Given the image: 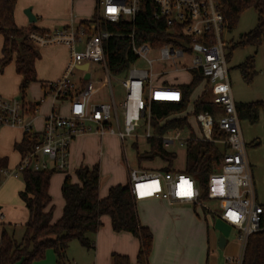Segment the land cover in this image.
I'll return each mask as SVG.
<instances>
[{"label": "built area", "instance_id": "built-area-1", "mask_svg": "<svg viewBox=\"0 0 264 264\" xmlns=\"http://www.w3.org/2000/svg\"><path fill=\"white\" fill-rule=\"evenodd\" d=\"M152 5V17L164 20L169 33L176 36L179 45L164 44L152 47L147 43L137 45L131 42V51L145 60L150 69H141L131 65L125 77L120 80L124 90L121 102L112 98L109 102L86 104L85 96L92 89L93 80L89 77L83 86L73 91V70L79 64L91 66L99 63L107 75L106 82L112 94L109 76L111 75L103 52L102 42L111 34L99 28L100 21L118 22L121 19L133 21L139 12L143 0H95L93 15L86 23L74 21L61 28L33 31L29 39L37 46L62 43L69 49V57L64 74L48 84L53 95L51 111L45 116L40 132L33 131L31 119L19 98H0V127H20L24 134L37 135V139L21 152L20 160L13 170L1 169L4 176H18L24 170L34 172L64 171L69 166V147L71 141L80 135L97 133L102 136L111 134L124 142L136 136V130L145 115L149 128L150 103L152 101H179L180 89L175 85L154 84L151 60L147 58L150 48L159 51L161 60H169L174 71L182 69L200 70L209 83L211 102L222 107L217 117L220 130L225 137L218 140L227 145L222 160L215 165L207 181V199L227 200L221 212L212 209V215L238 231L240 252L236 257L227 256L222 264H242L247 238L258 231L262 205L255 197L251 168L246 155V143L243 139L240 120L232 97L224 43L221 32L224 28L221 12L222 0H149ZM109 9H114L110 12ZM133 37V34H130ZM185 55L191 57V64L183 63ZM86 71V70H85ZM84 72V71H83ZM146 96V97H145ZM68 100L66 114H62L56 105L58 100ZM202 140L213 141L211 131L213 117L208 112L196 115ZM146 136H150L149 129ZM179 132L162 136L164 145L175 141L185 142ZM130 192L135 200L162 198L169 203L187 202L198 208H204L201 189L197 181L183 171L144 170L130 168L128 171ZM208 210V211H209ZM1 235V229H0Z\"/></svg>", "mask_w": 264, "mask_h": 264}, {"label": "trees", "instance_id": "trees-1", "mask_svg": "<svg viewBox=\"0 0 264 264\" xmlns=\"http://www.w3.org/2000/svg\"><path fill=\"white\" fill-rule=\"evenodd\" d=\"M17 0H0V72L14 63L15 72L21 77L19 83L20 98L26 113H32L24 100L27 88L36 77V60L40 52L29 39L33 31L44 32L30 23L27 27H18L14 21V9ZM253 9L257 14L256 25L233 47L252 45L259 46L264 36V0H222L221 12L224 27L233 29L240 14L246 9ZM81 20V23H86ZM100 29L111 35L103 40V52L106 64L111 75H125L131 65L136 62L137 56L131 51V42L141 45L144 43L152 47L164 44L179 45L175 35L167 30L164 20H155L152 17V5L149 0H143L139 12L133 21L121 19L118 22L100 21ZM133 34V37L130 36ZM242 78L250 82L255 74L253 57L246 58L237 65ZM191 80L180 85L181 99L179 101H152L150 103L149 127L152 136L148 138L149 150L146 153H137V160L154 159L159 157L167 162L164 171L171 168L175 154L167 150L162 136L179 132L186 133L185 167L183 172L191 175L201 189V199L207 198V181L214 171L215 165L222 160L227 145L221 143L225 133L219 129L217 117L222 107L204 96L193 102L192 114L208 112L213 117L211 137L213 141L195 138L187 116H177L183 113L188 105L193 90L204 79L200 70L191 69ZM208 83V82H207ZM239 120L256 123L261 110H264L263 101L235 103ZM37 139V135L24 134L22 141L15 144L20 152L24 151ZM132 147L137 149L135 142ZM7 167L6 158H0V170ZM54 171L34 172L24 170L21 173L23 189L18 195L28 211V218L24 224L21 240L17 242L13 234L5 228L0 235V264H32L42 260L46 250L52 249L58 264H64L66 250L71 240H78L86 248H93L91 234L101 225L102 215H108L114 231H127L139 240V249L136 260L140 264H147L152 248V233L148 227L142 225L138 219L135 199L130 192L129 182L116 184L109 188L105 197L98 195L100 177L98 165L92 167L79 166L74 174L77 179L72 181L70 175L64 177L61 185V195L64 200L61 216L52 221V198L49 193L50 178ZM264 209V206H262ZM203 209V208H202ZM204 210V209H203ZM205 212V210H204ZM260 229L247 238L242 264H264V212L261 215ZM110 264H131L127 255L112 253Z\"/></svg>", "mask_w": 264, "mask_h": 264}, {"label": "crops", "instance_id": "crops-1", "mask_svg": "<svg viewBox=\"0 0 264 264\" xmlns=\"http://www.w3.org/2000/svg\"><path fill=\"white\" fill-rule=\"evenodd\" d=\"M33 1V0H32ZM30 0H17L16 6L14 9V21L18 27H27L30 23L28 22L27 16H20L18 13V9L20 6H27L32 2ZM37 1V0H34ZM33 1V2H34ZM26 4V5H25ZM33 4V3H32ZM92 11L89 15L90 17L94 13L95 8V0H92ZM26 9V8H25ZM24 9V10H25ZM31 11L36 16V21L33 23L36 27L48 30L49 24L47 22H51L49 20L44 19L45 16L43 14V8L40 5L35 6L31 5ZM68 18L67 20L59 21V26H65L70 22V18L74 16V21L79 22L81 20H87L90 17L85 14L87 11L79 7L76 10V14L68 10ZM51 24H53L51 22ZM2 39L0 38V48H1ZM66 47V46H65ZM39 49V48H38ZM1 57V53H0ZM41 58V54H40ZM40 58L36 60L35 68L40 63ZM83 64H79L75 69H78L80 73L75 76V73L72 75V81L74 83L73 91L79 90L84 84V76L86 73L89 74V77L93 80V74L96 69L95 66L91 65L87 67V70L80 68L79 66ZM63 65H60L58 69V75L63 72ZM191 69H182L178 71L170 70L169 72H159V74H154L153 83L154 84H165V85H175L180 89L181 84H186L190 82L192 74ZM84 71V72H83ZM182 72V73H181ZM186 72L189 74L186 79H182V75ZM39 75V71H38ZM37 77V72H36ZM41 77V75H40ZM75 77V78H74ZM21 77L15 72L14 63L11 62L4 68V72L0 75V96H5L7 98H13L17 95L20 96L19 92V83ZM36 82H40L43 87V94L49 93L48 84L51 80H41L37 77ZM185 80V81H184ZM105 81V80H104ZM106 82V81H105ZM10 83V84H9ZM34 83V82H33ZM32 84V83H31ZM121 85V84H120ZM10 86V87H9ZM122 87V86H121ZM123 89V88H122ZM109 90V86H108ZM112 90V87H111ZM195 93L192 102H194L198 97L204 96L205 100H211L212 93L210 89L209 83L205 79H203L199 85L193 90ZM193 92L191 95H193ZM91 93V92H90ZM85 96L86 104L95 103L88 99V95ZM190 95V96H191ZM124 96V90H123ZM114 99V93L112 90V94L109 90V101ZM123 99V98H122ZM108 100H100L98 102H109ZM122 101V100H121ZM120 101V102H121ZM27 102V108H32V113H26V118L31 119L32 128L35 132H40L43 128L45 116L49 113L48 111L43 112L39 116L29 117L33 115L39 109L40 101H36L34 103ZM193 103L191 108H186L183 113L178 114L177 116H187V120L192 127L191 118L196 120V116L192 114ZM197 122V120H196ZM36 124L38 127H36ZM198 128L199 124L197 122ZM142 129V132L139 133V129ZM149 129L150 136H146V131ZM195 138L200 139L201 132L200 128L198 131L192 127ZM199 132V133H197ZM24 136V132L20 127L13 126H2L0 127V158H6L7 161V169H9V157L15 154L16 159L14 164H17V160H20L21 152L15 148V144H19L22 141ZM152 136L150 131V127L148 128L147 119L144 115L139 123V126L136 130V136L127 139L132 142H137L138 139L144 138L147 144V150H149L148 138ZM90 137L99 138L100 140V148L102 144V140L106 137L107 141H112L115 135L104 134L102 136L97 133H89L75 137L69 147V166L66 172H63V175L58 178L56 172L54 171L50 178L49 185V193L52 198V221L57 220L63 211L64 200L61 195V185L63 183L64 177L66 175H70L69 171L71 170L72 165H76V168L79 166H87L92 167L94 165L95 160L91 158V156L87 157L83 154H80L81 150L83 151L86 146H89L88 151L92 152L93 149L96 148V143L90 144ZM117 137V136H116ZM187 137V136H186ZM118 138V137H117ZM120 141V140H119ZM169 145V144H168ZM168 145H164L167 147ZM122 146V145H121ZM161 160L160 168L153 170H163L167 165V162L162 160L159 157H155ZM185 167V166H184ZM145 170V169H144ZM152 170V169H151ZM170 170L173 171H183L175 169L171 166ZM129 167H127L126 174H121L118 177L112 178L109 177L104 181V183L100 179L98 195L100 198H103L107 195L108 190L111 186L116 184H125L129 182L128 178ZM164 171V170H163ZM100 168H99V177H100ZM71 176V175H70ZM3 178V177H0ZM73 182H76L77 179L75 177ZM3 187H0V191ZM23 189V182L19 186H15L14 191H11L10 199L15 202H11L7 205V213L9 212L11 215V211H15L18 209L19 212L24 214V219L28 218V211L24 206L23 202L19 198V191ZM17 197V199H16ZM136 209L138 214V219L140 223L149 228L152 233V248L150 254L148 256L147 264H222L225 261L227 256L234 257L237 252V244L233 241L229 243L226 238V244L223 249L226 248V253L219 255L217 253L218 249V231L221 229L214 228L209 223V218L203 210V214L199 212L197 213L196 209L198 207L193 206L187 202H175L169 203L167 200L162 198H145L136 200ZM4 208V204L0 206V216H5V211H2ZM12 209V210H11ZM219 228L223 226L222 220L218 218L217 220ZM101 225L98 230L91 234V238L93 239L94 250L88 255L89 263L88 264H110V258L112 253L127 255L130 259L131 264H140L136 260L137 252L139 249V240L132 233L127 231L116 232L111 227L110 217L108 215H102L100 218ZM25 224V223H24ZM18 226V223H0V229L5 228L8 232L14 235L15 227ZM14 237V236H13ZM229 244V246H228ZM56 262V256L52 249L46 250L45 258L39 261H34L33 264H53Z\"/></svg>", "mask_w": 264, "mask_h": 264}, {"label": "rangeland", "instance_id": "rangeland-1", "mask_svg": "<svg viewBox=\"0 0 264 264\" xmlns=\"http://www.w3.org/2000/svg\"><path fill=\"white\" fill-rule=\"evenodd\" d=\"M32 1V0H30ZM34 1V0H33ZM30 2L27 6H20L17 10L20 16H25L24 9L27 7H31V5H40L43 8V14L45 16L44 19L51 21L47 22L49 24L48 30H53L55 28H61L59 26V21L67 20L68 18V10L73 11L76 14V10L79 7L80 9L84 8L87 13L86 16H89L92 11V0H37L34 2ZM33 3V4H32ZM26 5V4H25ZM90 17V16H89ZM257 14L253 9H246L243 11L238 19L237 25L228 30L225 27L221 32V38L224 43V52L226 55V64L228 69V76L230 81V88L232 97L235 103L241 102H250V101H263L264 103V36L262 38V42L259 46L255 47L252 45H243L233 47L236 42L241 39L242 34L247 33L251 29H253L256 25ZM35 46H37L35 44ZM39 48V52L41 54L40 63L38 64V69L36 66L37 77L41 80H51V82L59 79L65 71L66 63L69 57V49L65 47L62 43H54L48 45L37 46ZM253 57V64L255 69V74L253 75L250 82L245 81L241 73L237 67L238 64L243 62L248 57ZM147 58L151 60V71L153 74H159V72H169L174 69V65L169 60H161L159 58V51L157 49L150 48L147 53ZM177 64L179 69L182 68L183 64L187 66L191 64V57L185 55L183 61L181 60ZM60 65H63L62 74L58 75V69ZM93 66L96 67L93 74V83L91 93L88 95V99L92 102L98 103L100 100H108L109 101V90L108 83L105 82L107 79V75L103 72L102 67L99 63H93ZM135 67L141 69H150L149 64L143 60L142 58H138L134 64ZM39 71V75H38ZM4 72H0V75ZM73 73L75 76L80 73L78 69H74ZM182 73V72H181ZM185 74L182 75V79H186L189 76L188 73L183 72ZM41 75V77H40ZM125 75L119 76H109L110 85L112 87L114 98L116 103H119L123 98V89L120 85V80H122ZM75 78V77H74ZM105 80V81H104ZM185 81V80H184ZM10 84V83H9ZM10 87V86H9ZM43 87L40 82H34L29 85L27 88L26 94L24 96V100L34 103L36 101H40L39 109L33 116H39L43 112H50L53 105V95L49 92L47 94H43ZM87 93V94H88ZM195 93L190 96L187 108L192 107V99ZM21 96H16L14 98H20ZM146 97V96H145ZM0 98H7L5 96H0ZM57 107L59 108L62 114L67 113L68 109V100H58L56 102ZM192 127L195 131H198V125L195 119L191 118ZM36 127L38 125L36 124ZM240 127L243 139L246 143V155L248 162L251 168V175L253 181V187L255 192L256 201L258 204L264 206V110L260 111L259 119L256 123H250L247 120H240ZM142 129H139V133L142 132ZM199 133V132H197ZM186 133H181V138L186 137ZM90 144L96 143L95 150L89 152V146L81 150L80 154H83L87 157L91 156L93 160H95L94 165H98L100 168V179L104 183L107 178L118 177L121 174H126L127 167L130 168H140L150 171L151 169L160 168L161 160L158 158L154 159H143L137 160V153H146L147 144L144 138L138 139L136 143L137 149L132 147V141L126 140L124 142L123 147L121 146V142L115 136L112 141H107L106 137L103 138L101 148H100V140L99 138L90 137ZM185 147L186 144L183 141H175L174 143H170L166 148L169 151H172L175 154V158L172 161L171 166L178 170H184L185 166ZM16 159L15 154L9 157V169L13 170L17 164H14ZM76 169V165H72L69 174L71 175L72 180L75 179L74 171ZM60 178L63 175V172L59 171L55 173ZM0 177H3L0 174ZM22 182L21 175L18 176H4L0 178V187L3 189L0 191V206L4 204V208L2 211H5V216H0V223H18V226L15 227L14 231V239L19 242L21 240L23 234V226L26 220L23 222L24 214L19 212L18 209L15 211H11L12 215L7 213V205L10 204L14 200H9L11 191H14L15 186H19ZM17 199V197H16ZM204 205L205 214L209 223L212 227L221 229L218 231L219 235L222 234L225 238L228 239L229 243L235 242L237 244V252L236 256L239 255L240 252V242L237 240L238 231L236 228L224 224L221 228L218 226V218L212 215V211L208 208L212 209L215 212H221L224 206L227 204V200H211L204 199L202 201ZM202 208H197L196 211L198 214L201 212L203 214ZM12 210V209H11ZM209 210V211H208ZM91 238V235H89ZM93 241V239L91 238ZM229 246V244H228ZM94 250L93 248H86L80 244V242L76 239L71 240L68 244L66 250V259L64 260V264H88L89 257ZM217 253L219 255L226 253L225 249H220L218 247ZM234 256V257H236ZM45 258V257H44ZM43 258V259H44ZM33 264V263H32ZM53 264H58L54 262Z\"/></svg>", "mask_w": 264, "mask_h": 264}, {"label": "water", "instance_id": "water-1", "mask_svg": "<svg viewBox=\"0 0 264 264\" xmlns=\"http://www.w3.org/2000/svg\"><path fill=\"white\" fill-rule=\"evenodd\" d=\"M24 13L27 16L29 23H34L36 21V16L32 13L31 7H27L24 10ZM79 67L87 70L88 66H87V64H83V65H80ZM88 78H89V74L86 73L85 76H84V79L87 80ZM225 244H226V238H225L224 235L220 234L219 237H218V247L220 249H223Z\"/></svg>", "mask_w": 264, "mask_h": 264}, {"label": "snow or ice", "instance_id": "snow-or-ice-1", "mask_svg": "<svg viewBox=\"0 0 264 264\" xmlns=\"http://www.w3.org/2000/svg\"><path fill=\"white\" fill-rule=\"evenodd\" d=\"M110 12H114L115 10L114 9H109Z\"/></svg>", "mask_w": 264, "mask_h": 264}]
</instances>
